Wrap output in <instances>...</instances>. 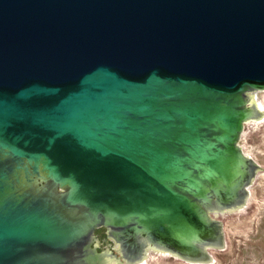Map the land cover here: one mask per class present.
I'll list each match as a JSON object with an SVG mask.
<instances>
[{
  "label": "water",
  "instance_id": "1",
  "mask_svg": "<svg viewBox=\"0 0 264 264\" xmlns=\"http://www.w3.org/2000/svg\"><path fill=\"white\" fill-rule=\"evenodd\" d=\"M259 90L264 0H0V264L210 261Z\"/></svg>",
  "mask_w": 264,
  "mask_h": 264
},
{
  "label": "rangeland",
  "instance_id": "2",
  "mask_svg": "<svg viewBox=\"0 0 264 264\" xmlns=\"http://www.w3.org/2000/svg\"><path fill=\"white\" fill-rule=\"evenodd\" d=\"M256 92L264 107V90ZM243 134L240 144L259 163L261 170L251 187L247 205L237 212L221 216L225 247L211 249L212 259L207 263H190L171 254L153 253L145 264H264V118L246 123ZM104 227H98L94 232L97 251L113 253L118 257L113 264H117L119 258L124 260L122 253Z\"/></svg>",
  "mask_w": 264,
  "mask_h": 264
},
{
  "label": "bare ground",
  "instance_id": "3",
  "mask_svg": "<svg viewBox=\"0 0 264 264\" xmlns=\"http://www.w3.org/2000/svg\"><path fill=\"white\" fill-rule=\"evenodd\" d=\"M248 99H249L250 105H252V107H254L256 109V111L258 112L257 117H255L252 121L258 122V121L262 120V118H264V114H263L264 107H263V105H261V101L257 97V92L248 93ZM249 122H251V121H249ZM244 132H245V130H244ZM143 250H144V252L142 254H140V257L136 261H134L132 264H142V263H144L146 260L149 259V257L153 253L154 254L157 253L158 255L170 254L167 251H164V250H162L160 248H157V247H155L153 245H150V244ZM118 251H120L122 253V250H121L120 247H118ZM122 257H123L124 260H121L119 258V260L116 262L117 264H130L128 259H126V257L123 256V254H122ZM116 258L118 259L117 256L113 255V253H108L107 252V255H106L105 259H104V264H113L117 260ZM207 262H209V261H205V262H201V263H207Z\"/></svg>",
  "mask_w": 264,
  "mask_h": 264
},
{
  "label": "flooded vegetation",
  "instance_id": "4",
  "mask_svg": "<svg viewBox=\"0 0 264 264\" xmlns=\"http://www.w3.org/2000/svg\"><path fill=\"white\" fill-rule=\"evenodd\" d=\"M104 228H106V227H104ZM106 229H107V231H108V234L110 235L108 228H106ZM146 262H148V260H146V261H145L144 263H142V264H145Z\"/></svg>",
  "mask_w": 264,
  "mask_h": 264
}]
</instances>
